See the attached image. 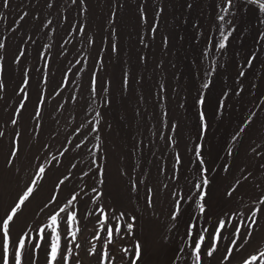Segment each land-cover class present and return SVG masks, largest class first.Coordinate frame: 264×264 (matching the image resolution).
I'll list each match as a JSON object with an SVG mask.
<instances>
[{
    "label": "rangeland",
    "instance_id": "374dc122",
    "mask_svg": "<svg viewBox=\"0 0 264 264\" xmlns=\"http://www.w3.org/2000/svg\"><path fill=\"white\" fill-rule=\"evenodd\" d=\"M261 3L0 0V264H264Z\"/></svg>",
    "mask_w": 264,
    "mask_h": 264
},
{
    "label": "snow or ice",
    "instance_id": "6c2138e0",
    "mask_svg": "<svg viewBox=\"0 0 264 264\" xmlns=\"http://www.w3.org/2000/svg\"><path fill=\"white\" fill-rule=\"evenodd\" d=\"M3 2H4V6H7L8 0H3ZM260 7L262 10H264V3H261ZM221 19H223V17H221ZM224 39L227 40L228 37L225 36ZM0 47H3V45H0ZM224 47H225L224 43L219 44L220 49H223ZM240 75H244V73L241 72ZM204 87L205 88L208 87V84H205ZM200 103L201 104L204 103L203 98H201ZM201 119L202 120L204 119L203 115L201 116ZM197 155H199V151L197 152ZM202 185H203V187H206L208 185V180L204 179L202 182ZM202 185L200 183H198L196 185L197 190L200 192L199 200H201V201H203L205 199V192L203 191ZM29 192H31V189H29ZM26 198L27 197H25V199ZM21 203H23V200L21 201ZM16 207L19 208L20 205L18 204ZM61 211H63V210H61ZM200 211L202 213L205 212V208H204L203 204L200 205ZM15 214H16V210L13 209L12 215H9L7 217V219L2 221V231L4 234V241H5L4 246H3V264H9L8 244H7L8 235H9V221H11L13 219V216ZM74 219H75V217L70 215L68 217L69 223L71 224ZM173 219H175V216H173ZM51 220H52V223H51V225H49V227L52 229L53 236H52V244H51V248H50V252H49V264H56L58 252L60 250L59 235L56 233V228H55V225L57 223V217L54 215V216H52ZM194 226L195 225H192L191 227H194ZM220 227L223 228L224 225L221 224ZM131 228H132V225L129 224L128 229L131 230ZM44 231H45L44 229H40L41 233H43ZM112 235H113V232L111 229H109L107 232V236H108L109 240H111ZM189 235H191V229L189 231ZM73 238H75V233H73ZM204 239L205 238L203 235L199 236V241H204ZM25 246H26L25 240L21 239L18 243V247H17L15 254H14L15 264H22V252L25 249ZM39 247H40V245L37 244L36 248H39ZM195 252H196V260L199 261L201 258L200 257V253H201V243L200 242L195 243ZM207 254L209 256H211L213 253L211 251H209ZM141 255H142L141 248L138 245L136 248V251H135L136 259L138 260L141 257ZM64 259L66 261L67 257H64ZM253 259H255V258H253ZM133 264H135V261L133 262Z\"/></svg>",
    "mask_w": 264,
    "mask_h": 264
}]
</instances>
